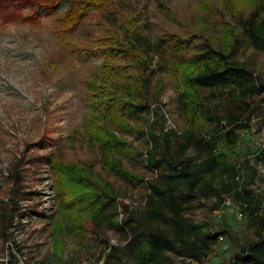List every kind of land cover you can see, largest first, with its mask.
I'll list each match as a JSON object with an SVG mask.
<instances>
[{
	"label": "trees",
	"instance_id": "1",
	"mask_svg": "<svg viewBox=\"0 0 264 264\" xmlns=\"http://www.w3.org/2000/svg\"><path fill=\"white\" fill-rule=\"evenodd\" d=\"M59 1L0 0V23L40 24L42 7L55 9ZM69 1L57 25L66 46L67 34L92 12L109 11L103 39L85 48L102 57L100 69L88 81L92 111L86 135L99 146L103 165L127 187L139 185L143 192L140 206L134 207L92 164L49 157L58 197L59 213L52 216L55 235L68 232L67 222L81 226L83 211L97 234L108 229L125 240L108 244L104 264H206L232 232L228 224L196 219L195 214L203 208L220 210L231 199L247 218L253 237L235 242L237 250L213 264H264V195L255 187L264 148L251 151L243 136L255 118L264 116V75L251 56L243 57L249 49L264 51V0H249L252 9L239 16V32L228 29L231 40L218 45L195 34L202 40L194 43L193 35L184 39L176 33L154 38L147 25L141 28L130 20L118 26L113 0ZM27 7L36 9L27 13ZM191 48L192 56H178ZM170 58L175 67H183V85L176 88L179 127L168 124L164 85L158 80L168 72ZM116 131L133 133L134 142ZM115 152L133 154L151 176L126 167ZM20 168L10 175L11 207L0 204V236L8 239L19 217V198L39 194L23 189Z\"/></svg>",
	"mask_w": 264,
	"mask_h": 264
},
{
	"label": "rangeland",
	"instance_id": "2",
	"mask_svg": "<svg viewBox=\"0 0 264 264\" xmlns=\"http://www.w3.org/2000/svg\"><path fill=\"white\" fill-rule=\"evenodd\" d=\"M113 3L118 26L130 20L141 28L147 25L154 38L176 33L184 39L193 35L194 43L202 40L195 34L208 37L214 45L230 41L228 29L234 27V32H239V16L252 9L249 0H113ZM69 6V0H61L55 9L42 7L37 25L0 23V204L11 207L10 175L21 166L23 189L39 192L19 198L20 213L15 226L8 231L11 236L9 239L0 236V264H104L108 244L125 242L112 230L97 234L89 222V214L83 211L81 226L67 222L68 232L55 235L52 216L59 210L56 176L48 163L49 157L65 163L92 164L94 172L115 184L126 202L137 207L142 201V187H127L104 166L99 146L89 142L86 135L85 122L92 111L88 81L100 69L102 57L85 48L93 40L103 39L108 27L105 15L109 11L92 12L84 23L67 34L66 46L57 25ZM35 9L27 7L25 12ZM192 49L178 56L188 58L194 53ZM249 56L264 75V51L249 49L243 57ZM182 75L183 67H175L170 58L168 72L158 79L164 85L162 107L170 127L181 124L176 113V88L183 85ZM154 107L155 104L151 109ZM116 133L134 142L133 133ZM243 133L251 151L263 147L264 116L255 118L254 127ZM246 150L244 147L241 153ZM114 154L122 158L126 167L145 173L147 178L151 176L133 154L130 157ZM258 170L260 177L255 187L264 195V164L258 165ZM230 202L220 210L203 208L195 214L196 219L228 224L232 232L210 253L206 264L228 258L237 250V242L253 237L247 218L238 215L241 208L231 199ZM41 213L44 218L39 216ZM174 260L178 262L179 258Z\"/></svg>",
	"mask_w": 264,
	"mask_h": 264
},
{
	"label": "built area",
	"instance_id": "3",
	"mask_svg": "<svg viewBox=\"0 0 264 264\" xmlns=\"http://www.w3.org/2000/svg\"><path fill=\"white\" fill-rule=\"evenodd\" d=\"M263 148H264V145H263ZM226 203H227V204H231L230 199H228V200L226 201ZM238 215H239L240 217H242L243 214H242V212H239ZM222 238H223V237L220 236V239H222Z\"/></svg>",
	"mask_w": 264,
	"mask_h": 264
}]
</instances>
